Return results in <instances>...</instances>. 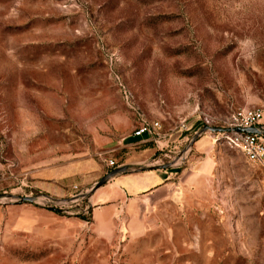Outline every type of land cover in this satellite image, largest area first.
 Wrapping results in <instances>:
<instances>
[{"label": "rangeland", "instance_id": "obj_1", "mask_svg": "<svg viewBox=\"0 0 264 264\" xmlns=\"http://www.w3.org/2000/svg\"><path fill=\"white\" fill-rule=\"evenodd\" d=\"M246 107L264 123V0H0V264H264V164L199 134ZM142 121L175 184L143 225L103 237L89 192L35 188L50 151ZM25 196L67 224L19 231Z\"/></svg>", "mask_w": 264, "mask_h": 264}, {"label": "crops", "instance_id": "obj_2", "mask_svg": "<svg viewBox=\"0 0 264 264\" xmlns=\"http://www.w3.org/2000/svg\"><path fill=\"white\" fill-rule=\"evenodd\" d=\"M151 140L152 136L149 135L134 138L122 134L117 138V134L108 133L95 137V146L92 145L91 149L59 153L50 151L49 156H44L42 166L31 171L35 188L40 193L56 197L67 196L74 191L89 192L93 227L103 237L112 234L115 219L120 224L141 222L143 225L145 211L175 187L170 170L155 168L157 149L149 145ZM135 144H139V147L133 148ZM106 155L114 158L115 168L139 167L140 171H126L91 192L95 184L111 171L107 167V161L111 159ZM23 204L13 207L19 231L32 232L43 223L47 225L46 230L54 233V226L58 223L67 224L52 210ZM59 232L62 234L67 230Z\"/></svg>", "mask_w": 264, "mask_h": 264}, {"label": "built area", "instance_id": "obj_3", "mask_svg": "<svg viewBox=\"0 0 264 264\" xmlns=\"http://www.w3.org/2000/svg\"><path fill=\"white\" fill-rule=\"evenodd\" d=\"M263 110L259 107H246L233 110L223 121L221 128L222 142L229 148L237 150L249 163L264 164V124L262 123ZM205 126L214 127L212 121L206 119ZM158 127L157 122L147 123L142 121L132 137L141 138L144 135L153 136ZM256 128L260 134L235 132L236 128ZM107 167L112 170L116 167L112 160L107 161Z\"/></svg>", "mask_w": 264, "mask_h": 264}, {"label": "water", "instance_id": "obj_4", "mask_svg": "<svg viewBox=\"0 0 264 264\" xmlns=\"http://www.w3.org/2000/svg\"><path fill=\"white\" fill-rule=\"evenodd\" d=\"M235 132H243V133H248V134H260V132L256 129V128H236L233 129ZM225 129H221V128H217V127H209V126H205L202 128V130L200 131L199 134L205 133V132H211V133H222L224 132ZM194 141V140H193ZM170 165H162V166H157L155 168L157 169H167L169 168ZM127 171V168L125 166L123 167H117L115 169H112L111 171H109L108 173H106L96 184L95 186L91 189V192L95 191L96 189H98L99 187H101L102 185H104L108 180H110L111 178L125 173ZM11 195L9 194H0V200L2 199H7L10 198ZM35 197H31V196H25V197H20L19 200L16 201L17 204H23V203H29V204H35Z\"/></svg>", "mask_w": 264, "mask_h": 264}]
</instances>
